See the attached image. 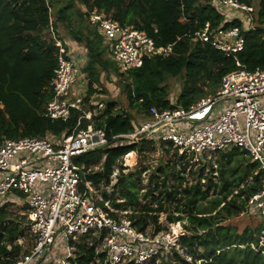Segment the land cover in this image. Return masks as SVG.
I'll list each match as a JSON object with an SVG mask.
<instances>
[{"label": "trees", "instance_id": "obj_1", "mask_svg": "<svg viewBox=\"0 0 264 264\" xmlns=\"http://www.w3.org/2000/svg\"><path fill=\"white\" fill-rule=\"evenodd\" d=\"M238 1L253 5L255 28L245 32L244 47L234 58L193 37L207 22L212 28L238 25L243 29L238 12L220 8L214 0H0V143L19 136H48L58 146L80 127L102 128L109 144L73 158L83 174L81 191L91 201L96 191L101 196L97 204L108 201L114 208L110 214L125 216L138 231L150 229L155 234L186 220L178 246L171 250L177 262H166L161 255L156 263L154 255L150 264H264V245L259 243L263 224L239 231L228 222L241 215L248 198L261 186L263 171L246 151L231 147L195 165L158 135L118 136L136 131L150 117V106L189 109L214 93L225 74L239 68L237 60L249 70L264 69V0ZM93 8L123 27L145 31L157 45L175 42L168 55H146L141 66L120 74L128 103L121 113L114 100L103 105L95 97L102 77L118 72L109 58L111 44L88 19L87 10ZM58 24L65 25L72 39L85 48L79 72L86 81L83 107L92 111V117L82 118L78 126L82 114L78 110L66 120L44 115L53 95L50 82L57 65ZM172 78L182 81L175 99L169 93ZM158 149L166 159L144 175L148 166L143 159ZM132 151L139 164L125 172L122 159ZM144 178L149 181L145 189ZM18 197L24 195L11 191L0 199V264L14 263L34 244L29 221L21 213L26 204L20 210L12 208ZM161 213L166 214V223L160 222ZM101 239L87 233L66 240L59 234L46 264H59V254H67L69 247L71 264H92L96 256L104 264L106 252L98 246ZM54 258L59 262H52Z\"/></svg>", "mask_w": 264, "mask_h": 264}, {"label": "built area", "instance_id": "obj_2", "mask_svg": "<svg viewBox=\"0 0 264 264\" xmlns=\"http://www.w3.org/2000/svg\"><path fill=\"white\" fill-rule=\"evenodd\" d=\"M214 1L220 8L237 11L243 29L238 25L212 28L207 22L194 31L193 37L236 58L244 47L245 32L255 28L254 7L238 0ZM87 12L90 23L98 25L111 44L122 71L141 66L146 55L166 56L172 52L175 42L157 45L143 30L123 27L95 8ZM54 40L57 65L50 82L53 95L44 115L51 120H66L73 110H78L82 113L78 126L82 118L91 119L92 111L83 107L84 89H75L79 67L63 41L55 37ZM236 63L239 68L225 74L214 93L202 97L189 109L150 106V117L136 131L118 136L158 135L171 141L195 165L206 156L231 147L246 151L263 171L261 186L248 198L246 207L264 219V69L249 70L238 60ZM58 144L48 136H19L0 143V199L11 191L26 197L24 212L34 237L30 252L12 264H46V256L59 234L66 240L87 233L102 237L99 247L106 252L104 264H148L154 255L160 258L176 247L175 232L138 231L128 219L112 216L110 211L114 208L108 201L97 204L100 196L91 201L81 191L83 174L73 158L109 144L102 128L88 124L66 135ZM259 240L264 245V227Z\"/></svg>", "mask_w": 264, "mask_h": 264}, {"label": "rangeland", "instance_id": "obj_3", "mask_svg": "<svg viewBox=\"0 0 264 264\" xmlns=\"http://www.w3.org/2000/svg\"><path fill=\"white\" fill-rule=\"evenodd\" d=\"M76 5L78 8H80L79 4L76 3ZM58 25H59L58 31H56L55 38L60 39L61 41H63L62 39H64L71 46H74V42H73L72 37L70 35L71 34L70 30H68L65 25H61V24H58ZM77 44H79V43H77ZM71 58L74 60L75 65L78 67L76 60L73 57H71ZM109 58L111 59L114 68L117 70V72L119 74L111 72L110 74H108V76L102 77V82H101V84L98 85V90H100V91L97 92L95 97L98 98L99 101H102L103 105L105 104L106 100H114L116 102V108L119 109L117 112L121 113L122 111L120 109H127L128 103H127V99H126V94H125V92L122 91L121 81H123V76L120 74L121 73H127V71L121 70L120 65L116 61L112 50L109 53ZM81 77H83V76H81ZM81 82H83V84H86L84 77L80 78V79L77 78V81L75 83V89H77L76 87H81V85H80ZM181 86H182L181 79H177V78L170 79V91H169V93H171L170 96L172 97V99H175L176 95L179 93V91L181 89ZM78 89H80V88H78ZM132 112H134V111H132ZM50 138L54 140L53 137H50ZM130 153L133 154V156H131L133 159L132 158L130 159V157H128L129 153L127 155H125L124 158L122 159V165L125 167V169H124L125 172L128 171L129 169L136 168L139 164L140 159L138 158L136 152L132 151ZM165 159H166V157L163 155L162 151H160L159 149L155 152L147 153V156L143 159V161H144L145 165L148 166V170L146 172H144L145 173L144 175H148L150 170L152 171L158 165V163H160L162 160H165ZM117 171L118 170L116 169V171L112 174L113 179H114L115 175L117 174ZM148 183H149L148 178H144L142 181V184H141L142 188L145 189L147 187ZM144 189H142L141 191H143ZM95 196L98 197L100 195H98V196L95 195ZM20 207H21V205H16V204L12 205L13 209H19L20 210ZM120 213L122 215H124L126 213V211H121ZM165 217H166V214L161 213L160 217H159L160 222L166 223ZM121 218L127 219L125 216H121ZM184 222H186V220L171 223L169 225L168 231L171 230L172 232H175L176 236H178L180 233H183V231H184L183 224H182ZM228 222L233 224V225H236V227L239 229V231H241L245 227L254 228V227L260 225L261 223L263 224V227H264V219L255 210H253L252 208H249V207H246L245 210L241 213V215L228 219ZM145 231H148V233H152V231L150 229H147ZM100 242H102V241H100ZM98 246H99V244H98ZM177 246L178 245H176V247ZM98 250H100V248ZM179 251L183 253L182 248H180ZM72 255H73V253L71 252V248L69 247V251L67 254H61V255L59 254V261L61 260L60 263L61 264L62 263L63 264H71V261L68 260V257L72 256ZM164 257L166 259L165 258H162V259H164L166 262H169V261L177 262V259L173 256V254H171V252H169L168 255H164ZM167 257H169V258H167ZM187 259H188V261H190V257L188 255H187ZM59 261L54 258V261H52V262H59ZM160 261H161V257L156 259L155 262L158 263ZM92 264H101L100 257L96 256L95 260L92 262ZM148 264H150V263H148Z\"/></svg>", "mask_w": 264, "mask_h": 264}, {"label": "crops", "instance_id": "obj_4", "mask_svg": "<svg viewBox=\"0 0 264 264\" xmlns=\"http://www.w3.org/2000/svg\"><path fill=\"white\" fill-rule=\"evenodd\" d=\"M73 40V39H72ZM65 41V40H64ZM66 42V44H67V50H68V53L70 54V56L71 57H73L75 60H76V62H77V65H78V67H79V70H81V67H82V65H83V63H84V60H85V58H86V55H85V48L82 46V45H80V44H77L74 40H73V42H74V46H71L67 41H65ZM79 77H78V79H80V78H83V77H81V76H83V74H82V72H81V74H80V72H79ZM84 82V81H83ZM83 82H81L80 83V85H81V87H76V88H81L82 90L84 89V91L86 90V88H85V86H86V84H83ZM78 86V85H77ZM262 101H263V103H264V96L262 97ZM225 103V102H224ZM92 191V190H91ZM92 193H94V195H100V194H98L96 191H92ZM24 200V201H23ZM15 204H17V205H21L22 206V204H26V206H27V203H26V197L24 196V197H18L17 198V200H16V203ZM24 211H22L21 213H23Z\"/></svg>", "mask_w": 264, "mask_h": 264}, {"label": "bare ground", "instance_id": "obj_5", "mask_svg": "<svg viewBox=\"0 0 264 264\" xmlns=\"http://www.w3.org/2000/svg\"><path fill=\"white\" fill-rule=\"evenodd\" d=\"M135 154V153H134ZM131 156H133L132 153H129L128 157H130V159L132 158ZM133 159V158H132ZM24 201V200H23Z\"/></svg>", "mask_w": 264, "mask_h": 264}]
</instances>
